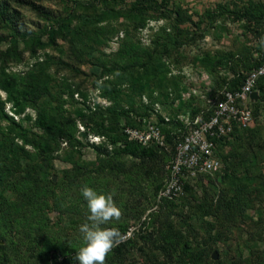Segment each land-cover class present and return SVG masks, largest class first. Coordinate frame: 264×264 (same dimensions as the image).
Returning <instances> with one entry per match:
<instances>
[{"label":"trees","instance_id":"16d2710c","mask_svg":"<svg viewBox=\"0 0 264 264\" xmlns=\"http://www.w3.org/2000/svg\"><path fill=\"white\" fill-rule=\"evenodd\" d=\"M16 1L28 5L49 24L45 30L34 33L12 11L9 0H0V264H8L13 255L20 257L21 264H30L36 256L39 259L45 256V264H78L73 258L78 246L67 240L65 228L86 219L87 208H80V204H86L80 189L87 186V177L99 176L104 171L131 184L142 180L153 183L151 198L156 209L142 225L147 228L148 224L158 223L156 233L139 232L137 236L121 239L105 264H136L137 258L143 264H264V247L259 246L249 255L238 253L212 259L217 243L227 242L234 230L250 233L245 242L254 240L264 245V209L255 208L264 199V172L256 175L251 172L255 161L264 155L260 153L261 143H256L261 132L258 118L264 105V75L254 86L258 98L249 103L250 121L218 142L216 152L222 168L196 177L199 194L194 191V183L187 181L182 201L158 198L167 177L165 165L174 153L176 139L186 130L177 114L191 106L189 119L197 116L208 119L215 110L213 102L222 100L225 91L238 90L250 71L264 62V53L252 58L253 51L260 50V46L253 51L245 47V53L240 47L201 49L194 57L200 58L197 63L213 76L219 88L210 104L203 108L181 99L167 116L155 108L164 99L169 98L173 104L180 98L181 78L172 73L171 66L185 64L189 59L187 46L197 45L198 39L217 29L216 19L221 16V28H225L228 14L232 16L229 20L243 19L248 29L252 24L264 26V0H239L232 7L221 4L215 16L206 9L199 21L202 27L199 23L193 31L180 26L190 21V17L176 3L166 9L168 21L150 34L147 48L137 31L146 26L148 13L164 9L167 0L159 4L153 0H133L126 9L117 7L124 0H52L63 3L61 13L31 0ZM120 30L124 31L122 36ZM114 36L118 38V47L105 53L103 46H108ZM57 37L68 42L57 47L67 58L60 61L61 67L69 70L60 75L58 82L55 77L59 71L52 68L59 61L48 53L28 63L24 70L13 69V65L21 63L26 50L33 58L38 49L56 45ZM82 59L92 65L91 87L97 92L92 103H87L90 90L80 79L81 74L86 75L80 69ZM74 94L83 101L75 99ZM97 98L107 104L96 101ZM66 103L70 106L65 108ZM77 120L83 123V137L100 136V142L86 145L79 140ZM153 123L160 127L164 145L129 140L124 131L127 127L145 128ZM63 142L78 152L81 150L76 148L78 145L92 147L96 157L82 161L67 154L64 160L71 165L61 170V180L54 183L55 153ZM58 186L62 188L60 193L56 192ZM120 190L129 196L139 192L138 187L130 185ZM7 192L10 196H5ZM115 192L112 191L113 199ZM97 193L107 195L108 185ZM178 206L187 210L185 217L175 209ZM121 207L137 219L145 208L142 205L141 211L138 207L133 210L127 203ZM255 209H259L256 219L249 214ZM49 210L58 211L54 225L49 222ZM64 215H71L69 221H61ZM60 223L65 225H56ZM127 226L128 223H119L114 228L122 237L128 231ZM143 226L140 230L146 229ZM16 231L27 254L23 257L16 251L11 255L7 248V243L15 239L10 234Z\"/></svg>","mask_w":264,"mask_h":264},{"label":"rangeland","instance_id":"374dc122","mask_svg":"<svg viewBox=\"0 0 264 264\" xmlns=\"http://www.w3.org/2000/svg\"><path fill=\"white\" fill-rule=\"evenodd\" d=\"M11 3V9L12 11L15 10L19 16V18L22 20L24 23L25 27L28 28L30 31H33L34 33H39L42 30H45L48 27L49 22L46 21L43 18H40L37 14L33 13L28 5L18 3L16 0H9ZM35 2L36 4H41L46 8H49L51 11L55 13H61L63 8H62V2L60 1H52V0H31ZM150 1V0H149ZM154 3L159 4L162 0H153ZM239 1V0H167V5L164 7V9L159 8V11H151L148 13L150 15V18L146 24L145 27L141 28L140 30L137 31V35L140 37L141 42L143 46L146 48L149 47V42H150V34L152 32H155L157 29H159L160 26L165 24L168 21V18H166V12L167 10L171 9V6H174L176 3L180 4L181 7V12H184L186 14V17H190V21L184 22L180 24L181 27L183 28H188L190 31H193L196 29V26L199 25V21L204 15L206 9H209L211 13L217 15V6L223 4L227 5L228 7H232L234 5V2ZM244 1H250V0H243ZM254 2H260L262 0H252ZM133 0H124L123 2L117 4V7H123V9L129 8L130 5L132 4ZM149 3V2H148ZM167 9V10H166ZM229 18L226 21L225 25L228 27L221 28L222 23L221 19L223 16L219 17L216 19V25L219 29L221 28L222 30L214 29L210 33L206 34L203 38L198 39L197 45L193 46H187L186 51L188 54L189 59L186 60L185 64L173 68L171 65L172 73L174 75H179L181 78V83L179 87V92H181L180 98L177 97L175 99V102L172 104L169 101V98L166 100L164 99L162 102L163 103H158L155 105V108L158 111H161L164 113V115L167 116L169 114L170 109H175L178 106L179 101L182 99L184 102H189L192 101L194 102L195 105L199 107L205 108L208 106L213 99V96L215 95V91L219 88L216 87V84L214 82V78L211 74H209L206 70H204L200 64L197 63L200 58L194 57V55L198 56L201 53V49H223L226 50L230 47L233 49H236L237 47H240L242 51L245 53L243 50L245 47L247 49H255V47H259V40L261 37H264V26L261 25L259 27L257 24L256 25H250V28H246L245 22L242 21L243 19L239 20H229L230 17H232L230 14L227 15ZM123 19H118V22H122ZM204 21H206V18L204 17ZM202 27V23H200ZM225 30V31H224ZM124 34L123 30H120L119 35L122 36ZM46 39V35H44L43 40ZM68 42L64 40L61 37H57V43L51 44V46H46L44 49H38L37 50V55L32 58V56L29 54V51L26 50L23 54V59L20 64L18 65H13L14 70H24L26 68V65L28 63H33L37 58H44V55L48 53L50 56L54 57L55 60H58L59 63L57 65H54L52 69H55V71L58 69L59 73H57L56 82L59 81V77L63 73H69L68 68H62L63 64L60 62L61 60L67 59L65 56V53H61L60 50H58L57 45L61 44H67ZM108 46H103V50L105 53H108L109 51H114L118 47V38L117 36H114L112 40L107 44ZM245 48V50H247ZM148 50V49H147ZM150 50V48H149ZM261 50V51H260ZM260 50H255L253 51L252 58L257 57L258 55L264 53V48L260 47ZM191 58L192 61H191ZM198 58V59H197ZM82 63L80 65V69L84 71L86 75L81 74V80L85 81V87L89 89L90 94L88 95L87 98V103H92L94 102L93 98L94 95L97 93L94 91V89L91 87L92 83V65L90 62L86 61L85 59H82ZM86 61V62H84ZM225 75H227L225 73ZM70 90L67 91V93L64 95L65 98L68 97V93ZM257 91V90H255ZM3 95V94H2ZM191 96V97H190ZM74 98L77 100L83 101V99L78 95L74 94ZM96 101L101 102L102 104H107L106 100L97 98ZM92 105V104H91ZM70 105L66 103L65 108L69 107ZM191 106L186 107V111L183 113L177 114L180 118L183 119L185 122L188 119V112L191 110ZM8 110V107L6 108ZM260 116L258 118V123L261 126V132L259 138L257 139V142L259 141L260 147L263 149L264 153V105L261 106L260 110ZM172 114V113H171ZM170 114V115H171ZM153 117V116H152ZM151 120L155 121V118H152ZM77 138L81 140L84 144L89 143H98L93 142L94 139H102L100 136H94V135H88L86 137H83L82 131H83V123H81L79 120H77ZM255 143V144H256ZM77 149H81L80 152L76 150H72L66 146V142H63L61 145V148L58 150V152L55 153L56 158L54 159V171L52 174V178L56 175V180L53 181L54 183H57L59 180H61V175L62 172L61 170L63 168L70 167L71 163L67 162L64 160V157H66L67 154H72L75 158H81L82 161H90L96 157V153L92 147H82L81 145H78L76 147ZM230 148H227V150ZM261 149V150H262ZM229 151V150H228ZM128 159V158H127ZM167 165V164H166ZM165 165V167H166ZM255 166L251 168V172L256 175L258 173L264 172V155L257 159L255 161ZM108 171V169H106ZM242 170L237 172V174H240ZM87 186L91 187L94 189L96 192L102 191L104 186L108 185V194H112L113 190H116L114 193V202L115 204L121 209L122 215L118 221H111L109 224L104 225L103 227H110L114 228L115 226H118L119 223H128V231L125 235H122L121 239L125 240L127 236L131 235L133 237L134 235L137 236L139 232L141 234H144L145 232L149 233L152 231H157V222H153L151 224L147 225V228L142 225L143 221L146 220L147 216L149 213L155 211L156 205H154V202L151 198V194L153 193V183H150L149 180H142L140 183H135L131 184L126 182L125 180L122 179H114L111 175H108L105 171L101 175H97L96 177H87ZM62 182V181H61ZM190 183L195 185L196 180H190ZM206 183V181H205ZM104 184V185H103ZM60 185H63V183H60ZM128 185L138 187L139 192L135 193L134 195L127 194L125 191H121L120 188L122 187L125 189ZM56 192L60 193L62 191V188L58 186L56 188ZM194 191H196L198 194L200 193V188L199 186L195 185L194 186ZM141 192V193H140ZM140 193L139 195H137ZM5 196H10V193L7 192L5 193ZM186 195H182V197H179L178 199H175L176 202H180L184 199ZM124 203H127V206L131 207L133 210L138 207L137 209L141 211V206L144 205V209L142 212V215L139 219L134 218L132 214L130 213L129 215L124 212V208L121 206L124 205ZM80 208L83 210L86 208V204L82 203L80 204ZM255 208H262L264 209V199H262L258 204L255 206ZM177 211H180L184 217L187 215V210L184 208L180 210V206L175 208ZM252 210L249 212L253 216L254 219L257 218L259 209L256 211ZM48 217H49V222L52 223L53 225L57 223L58 220V211L55 210H49L47 211ZM85 213V211H84ZM62 218L61 221H69L70 216H66ZM172 217V216H171ZM177 217V216H176ZM164 218V217H163ZM173 218H169V220H172ZM87 222L86 219L83 220V222L79 223V225L76 226H71L68 228H65L67 231V240L71 242V244H76L78 246V249L83 245L82 241V234L79 232V226L83 223ZM178 222V221H176ZM59 226H64L65 223H60L56 224ZM143 226L144 230H140ZM62 229V228H61ZM184 229V228H183ZM134 232L132 233V231ZM184 231V230H183ZM61 233V231H60ZM186 233V232H184ZM14 234V233H12ZM10 234V236L14 239L13 243L8 242L7 243V248L10 250L11 255L14 254L16 251L18 255H21L22 257L26 254L24 247L21 244V241L19 239L17 231L15 232L14 235ZM248 232L244 230L242 233H239L238 231L234 230L231 232L230 239L227 240V242L220 241L217 243V249L214 251L217 252V258L222 255H228V256H233L234 254L242 253L243 256L249 255L250 251H253L259 247H264V245L258 242H255L254 240H251L249 242H245V239L248 237ZM156 235V234H154ZM187 235V234H186ZM157 241H155L156 243ZM155 246L152 245L151 247L153 248ZM41 248V247H40ZM43 248V247H42ZM135 249V248H134ZM242 250V251H240ZM137 251V248L135 249ZM40 252V251H39ZM38 253V251L36 252ZM37 255V254H36ZM111 255V251L108 254V256ZM160 258H163V256H159ZM20 258V257H19ZM18 258L17 255H13L11 258L12 264H21L20 259ZM35 258V257H34ZM107 260V258H106ZM9 262V263H10ZM8 263V264H9ZM46 263V257L43 256L41 259L39 257L36 260L33 259L31 260L30 264H45ZM106 263V262H105ZM144 262L141 260V258H137L136 264H143ZM28 264V263H27Z\"/></svg>","mask_w":264,"mask_h":264},{"label":"built area","instance_id":"2783aa9c","mask_svg":"<svg viewBox=\"0 0 264 264\" xmlns=\"http://www.w3.org/2000/svg\"><path fill=\"white\" fill-rule=\"evenodd\" d=\"M264 75V62L254 67L238 90L225 91L224 98L213 102L214 113L208 119L199 116L187 119L185 132L176 139L174 153L166 165L167 177L159 190L158 198L175 200L184 195L185 183L195 180L199 174H213L222 168L216 150L219 141L230 137L234 129H241L251 119L249 103L251 93L259 77ZM129 140L149 145H164L160 127L153 123L145 128L124 129ZM6 264V263H2Z\"/></svg>","mask_w":264,"mask_h":264},{"label":"clouds","instance_id":"9594fccd","mask_svg":"<svg viewBox=\"0 0 264 264\" xmlns=\"http://www.w3.org/2000/svg\"><path fill=\"white\" fill-rule=\"evenodd\" d=\"M258 43L264 48V37ZM97 140L100 142V138L93 142ZM80 194L86 201L87 222L79 226L83 245L73 258L78 264H105L110 251L120 242L121 234L117 228L103 226L118 221L122 215L121 209L115 204L112 194L97 193L88 186H83Z\"/></svg>","mask_w":264,"mask_h":264},{"label":"water","instance_id":"95a60500","mask_svg":"<svg viewBox=\"0 0 264 264\" xmlns=\"http://www.w3.org/2000/svg\"><path fill=\"white\" fill-rule=\"evenodd\" d=\"M251 97L253 98V99H257L258 98V93H257V91H253L252 93H251ZM56 180V175L53 177V181H55ZM212 259H217V252L216 251H213V253H212Z\"/></svg>","mask_w":264,"mask_h":264}]
</instances>
